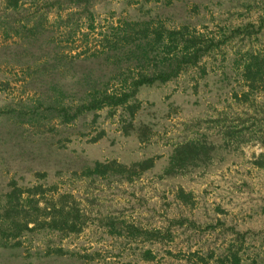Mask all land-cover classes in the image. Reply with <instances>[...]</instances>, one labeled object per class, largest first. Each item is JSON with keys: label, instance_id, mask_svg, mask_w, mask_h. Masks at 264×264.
Listing matches in <instances>:
<instances>
[{"label": "rangeland", "instance_id": "374dc122", "mask_svg": "<svg viewBox=\"0 0 264 264\" xmlns=\"http://www.w3.org/2000/svg\"><path fill=\"white\" fill-rule=\"evenodd\" d=\"M18 1L14 8L0 0V27L40 25L44 45L55 37V47L32 48L0 31V204L13 186L41 183L49 201L71 193L67 200L76 201L88 222L69 236L29 233L17 246H0V264H237L233 252L240 264H264V79L251 89L241 68L247 50L264 54V30L214 46L201 67L165 84L142 87L134 118L105 106L64 122L45 100L76 102L83 73L89 72L88 85L108 76L95 57L109 50L101 39L128 21L188 25L220 40L222 28L264 14V0H94L91 16L74 3ZM69 20L77 23L70 35ZM121 84L111 80L108 91L120 92ZM56 85L62 86L55 91ZM228 130L234 136L222 139ZM188 137L213 139L218 149L210 162L165 175L176 142ZM149 157L156 158L154 167L132 178L85 174L95 161L130 165ZM121 221L159 229L161 240H129L116 232Z\"/></svg>", "mask_w": 264, "mask_h": 264}, {"label": "trees", "instance_id": "16d2710c", "mask_svg": "<svg viewBox=\"0 0 264 264\" xmlns=\"http://www.w3.org/2000/svg\"><path fill=\"white\" fill-rule=\"evenodd\" d=\"M18 2V0H8V5L17 8ZM55 2L60 5V8L65 4H77L83 8L85 13L88 12V15H93L91 6H93L94 0H56ZM71 14H75V12H71ZM68 22L67 27L71 26L68 32L70 35L74 32L77 23L74 24L71 20ZM90 25L93 27L92 20ZM20 26L22 29L14 24L2 25L0 31L6 35L12 32L15 36L27 39L32 48L44 45L40 25ZM149 27V25L142 26L138 22L128 21L125 25L116 27L112 33L105 34L101 39V44L109 50L105 52L103 57H95L98 58V61L96 59L97 64L101 65L103 69L104 67L107 69L108 76L100 74L95 79L92 78L90 85H88L87 82L91 78L89 72L83 73L76 82V84H81L80 90H82L83 96L75 102L63 101L66 98L64 96L59 99L49 95L45 99L47 111L50 113L59 112V116L63 118L64 122H71L83 114L86 115L105 106H110L113 108L120 107L134 118L139 106L136 103V98L142 87L165 84L191 68L201 67L200 62L211 53L214 46L219 47L220 44L226 43L235 36L246 39L251 38L254 32L263 31L264 14H261L254 21L243 23L232 29L229 27L222 28L220 40L206 39L204 33H192L188 25L174 28L166 26ZM54 40L55 37H52L46 46L53 49L55 45L51 42ZM243 57L242 73L249 82L250 88L254 89L256 84L264 79V54L249 49ZM47 62L43 63L44 68H46ZM113 79L121 80L122 89L120 92L108 91L109 82ZM84 84L86 85L85 90ZM60 86L62 85H56L54 90L56 91ZM72 92L68 93L69 97ZM38 103L41 101L39 100ZM147 128L145 124L138 127L140 138L145 139L147 137L145 134ZM225 134L222 139L229 140L230 136H234L235 130H228ZM217 149V144L213 139L188 137L180 140L176 142L170 155L169 165L165 168V175L184 174L190 168L206 162L207 159L210 162ZM155 159V157H149L130 165L117 160L110 162L95 161L93 165L87 167L85 174L102 177L119 174L132 178L134 175L139 176L153 168ZM45 190L46 188L41 183L31 187L13 186V189L5 195L6 199L0 204V246H17L22 238L29 233L46 231L69 236L72 233L82 231L88 222V217L81 212L75 200H71V202L67 200L73 195L66 192L60 193L57 195V199L50 198L49 201L44 196ZM180 191L183 192L182 189ZM24 194L26 195L24 196ZM52 197H54V193H52ZM44 199L45 203L41 205ZM120 223L121 226H114V228L117 227L116 232L128 237L129 240H136L139 237H143L144 241L161 240L159 229H145L133 223H127V221ZM144 255L148 260L154 259L152 249H146ZM231 255L234 263L240 264L238 254L233 252Z\"/></svg>", "mask_w": 264, "mask_h": 264}]
</instances>
